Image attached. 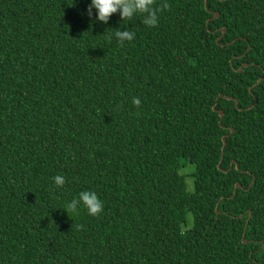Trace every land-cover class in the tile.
Segmentation results:
<instances>
[{"label": "trees", "instance_id": "trees-1", "mask_svg": "<svg viewBox=\"0 0 264 264\" xmlns=\"http://www.w3.org/2000/svg\"><path fill=\"white\" fill-rule=\"evenodd\" d=\"M89 3L0 0V264H264V0Z\"/></svg>", "mask_w": 264, "mask_h": 264}, {"label": "clouds", "instance_id": "clouds-1", "mask_svg": "<svg viewBox=\"0 0 264 264\" xmlns=\"http://www.w3.org/2000/svg\"><path fill=\"white\" fill-rule=\"evenodd\" d=\"M86 11L90 20L94 19L95 22L105 25L114 14L119 15L120 21H131L140 17L141 22L148 27H155L158 24L154 0H90ZM114 35L120 42H131L136 34L131 30H118ZM133 103L138 106L139 98H135ZM53 183L57 189H62L66 179L63 175H56L53 177ZM81 208L85 209L89 215L97 216L103 212L104 205L96 192L84 190L66 202L62 209L71 217L70 213L78 214Z\"/></svg>", "mask_w": 264, "mask_h": 264}, {"label": "water", "instance_id": "water-1", "mask_svg": "<svg viewBox=\"0 0 264 264\" xmlns=\"http://www.w3.org/2000/svg\"><path fill=\"white\" fill-rule=\"evenodd\" d=\"M206 7H208V0H206ZM220 16V13L219 12H217L216 13V17H219ZM223 32L225 33L226 32V29L224 28L223 29ZM249 66V64L248 63H246V64H244V66L243 67H248ZM243 67H241L240 69H239V71H242V69H243ZM262 79H259L258 81H257V84L261 81ZM256 84V85H257ZM237 103H238V100H237ZM214 110H216V111H218L219 113H220V115H221V118H223V116H224V111L223 110H218L217 109V106L215 105L214 106ZM232 133L235 131L233 128H232ZM223 141H224V146H223V149L227 146V140H226V137H224L223 138ZM242 186V184L241 183H237V185H236V189L238 188V187H241ZM219 204L217 205V211H218V213L220 212V210H219ZM245 242H246V240H244Z\"/></svg>", "mask_w": 264, "mask_h": 264}, {"label": "rangeland", "instance_id": "rangeland-1", "mask_svg": "<svg viewBox=\"0 0 264 264\" xmlns=\"http://www.w3.org/2000/svg\"><path fill=\"white\" fill-rule=\"evenodd\" d=\"M188 184H189V189L192 191L193 190V179L192 178H189Z\"/></svg>", "mask_w": 264, "mask_h": 264}]
</instances>
